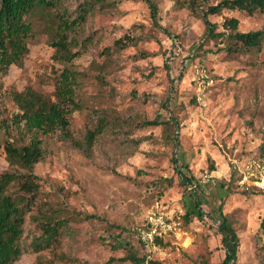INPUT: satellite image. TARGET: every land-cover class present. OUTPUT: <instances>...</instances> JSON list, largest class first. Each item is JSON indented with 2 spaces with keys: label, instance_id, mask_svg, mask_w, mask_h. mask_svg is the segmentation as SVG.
Instances as JSON below:
<instances>
[{
  "label": "rangeland",
  "instance_id": "1",
  "mask_svg": "<svg viewBox=\"0 0 264 264\" xmlns=\"http://www.w3.org/2000/svg\"><path fill=\"white\" fill-rule=\"evenodd\" d=\"M152 1L156 20L145 0H63L70 21L78 19L82 4L94 7L69 33L71 62L65 66L53 59L50 39L38 23L23 68L0 73V173L13 171L1 144L18 139L14 92L31 88L55 100L66 67L75 77L78 103L66 133L40 137L44 156L33 169L41 201L67 220L66 230L57 242L29 249L13 264H133L122 261L130 249L162 264H218L224 258L219 206L238 236L235 264H264V192L242 189L235 173L231 177L233 161L263 154L264 52H217L212 42H203L200 18L175 0ZM227 15L239 19L241 32L264 30L261 13ZM208 20L219 24L222 18ZM199 67L214 81L202 101L195 93ZM101 118L105 127L86 149L84 136ZM157 118L175 120L177 145L171 142L172 128L163 134L161 127L144 126ZM177 168L197 189L181 183ZM187 209L195 213L188 224ZM149 211L175 221L177 230L147 250L137 229ZM34 235H39L36 224L27 217L24 247Z\"/></svg>",
  "mask_w": 264,
  "mask_h": 264
},
{
  "label": "trees",
  "instance_id": "2",
  "mask_svg": "<svg viewBox=\"0 0 264 264\" xmlns=\"http://www.w3.org/2000/svg\"><path fill=\"white\" fill-rule=\"evenodd\" d=\"M151 11V17L158 16L157 5L152 0H145ZM181 8L200 18L205 30L202 40L212 42L216 51L228 54H260L264 52V30L241 32L239 19L227 13L239 12L248 16L256 13L264 15V0H220L208 4L209 0H175ZM97 3V1H94ZM63 0H0V73H6L11 66L23 68L24 59L29 52V45L38 33V23H43L50 46L54 49L53 59L62 65H68L73 59L68 36L73 27L85 21V16L94 10L88 2L80 6L78 19L70 21L66 16ZM209 16L221 17L219 24L211 23ZM115 46H120L117 42ZM75 84L73 73L64 67L56 85L55 100L27 88L12 94V102L18 110L15 117V130L18 139H7L1 144V150L12 172L0 173V264H13L29 249L40 251L57 242L59 235L66 230V219H60L51 211L47 203L40 199L41 184L34 175V166L44 156V141L40 137L56 130L66 133L69 126L68 116L78 109L74 100ZM84 136L83 147L90 149L97 136L105 127V120ZM175 120L160 121L159 118L144 123V126L161 127L163 134L173 129L171 142L177 145ZM264 154V140L260 146ZM260 154V155H263ZM181 183L188 189H197L191 180L182 175ZM231 177H234L233 172ZM237 181V180H236ZM194 207L199 215H204L200 202L195 199ZM219 221L217 231L221 236L224 258L218 264H235L238 236L228 216L218 208ZM195 213L187 209L183 216L188 224ZM27 217L36 224L38 236L34 235L28 247L21 240ZM63 229V230H62ZM264 234V218L260 223ZM122 261L133 264H162L158 261L139 258L131 249ZM205 264H211L206 262Z\"/></svg>",
  "mask_w": 264,
  "mask_h": 264
},
{
  "label": "built area",
  "instance_id": "3",
  "mask_svg": "<svg viewBox=\"0 0 264 264\" xmlns=\"http://www.w3.org/2000/svg\"><path fill=\"white\" fill-rule=\"evenodd\" d=\"M194 81L196 98L202 101L205 90L211 87L214 81L202 67L195 70ZM232 171L242 189L264 192V155H252L235 160L232 163ZM176 230L175 221L158 211H149L144 217L143 224L137 229V239L149 250L156 248L158 241L176 236Z\"/></svg>",
  "mask_w": 264,
  "mask_h": 264
}]
</instances>
